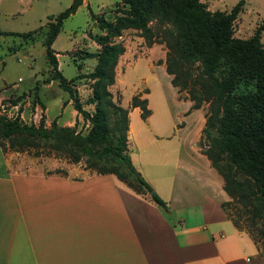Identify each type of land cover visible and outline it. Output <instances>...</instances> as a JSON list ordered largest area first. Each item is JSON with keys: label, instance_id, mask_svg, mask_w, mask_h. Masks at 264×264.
Instances as JSON below:
<instances>
[{"label": "trees", "instance_id": "trees-1", "mask_svg": "<svg viewBox=\"0 0 264 264\" xmlns=\"http://www.w3.org/2000/svg\"><path fill=\"white\" fill-rule=\"evenodd\" d=\"M82 0H71L53 20L46 22L41 42L44 55L53 68L51 78L71 95L70 82L82 76L77 72L66 79L57 69L51 46L63 18L75 11ZM122 7L113 19L91 16L99 32L92 39L99 49L81 57H94L91 79L90 112L71 96L73 107L88 121L80 133L71 125L51 121L45 126L7 117L0 112V148L23 150L28 146H47L84 167L99 173H113L137 193L152 189L134 167L127 153L126 130L128 108L112 99L108 86L114 81V66L124 46L112 39L124 28H134L147 45L161 42L165 46L164 70L169 82L190 108L206 103L200 130L199 149L222 179V188L230 200L221 202L226 216L256 243L264 238V48L260 40L262 23L247 37L233 35L232 21L241 8V0L229 10L206 8L201 0H117ZM34 30L20 32L25 40H35ZM12 31H0L11 33ZM24 40V42H26ZM26 42V43H27ZM158 62L161 60L158 59ZM79 67V66H77ZM36 86V85H35ZM146 98L134 94L130 105L139 108L141 117L149 114ZM163 211L167 204L156 192L149 194ZM236 202V217L227 204Z\"/></svg>", "mask_w": 264, "mask_h": 264}, {"label": "crops", "instance_id": "crops-1", "mask_svg": "<svg viewBox=\"0 0 264 264\" xmlns=\"http://www.w3.org/2000/svg\"><path fill=\"white\" fill-rule=\"evenodd\" d=\"M130 130L128 121L126 136ZM1 154L0 264H264L221 207L229 196L195 137L187 155L178 150L165 185L129 156L166 211L113 173L22 170Z\"/></svg>", "mask_w": 264, "mask_h": 264}, {"label": "rangeland", "instance_id": "rangeland-1", "mask_svg": "<svg viewBox=\"0 0 264 264\" xmlns=\"http://www.w3.org/2000/svg\"><path fill=\"white\" fill-rule=\"evenodd\" d=\"M70 1L0 0V31H12L0 33V112L7 117L18 116L27 123L37 124L42 118L45 126L53 120L58 125H71L76 131L84 133L89 123L74 109L71 96L82 108L90 112L93 110L92 103L88 102L91 79L85 74L92 70L95 58L81 57L85 52L99 49V44L92 39L99 29L91 14L113 19L114 15L120 14L117 9H121L122 5L117 0H84L73 13L63 18L52 44L58 53L57 69L66 79L77 72L82 75L70 82L72 91L69 95L59 86L56 78H51L53 68L45 58L41 39L47 29L46 22L53 20ZM201 1L210 10H229L238 0ZM260 23L263 26L260 40L264 48V0H241V8L232 21L233 35L247 37ZM34 29L35 40L32 42H27L19 34ZM112 39L124 46L114 66V81L108 89L112 99L128 108L131 130L127 133V153L134 164H141L157 186L165 185L172 178L178 150L180 155H187L195 137V146L200 151L198 141L206 103L198 107L197 112L190 113L191 101L181 97L183 91H176L169 82L170 75L164 70L163 43L154 41L147 45L138 31L129 27ZM158 59L161 61L158 62ZM134 94L146 98L149 114L145 117H141L139 108L130 105V97ZM193 114L199 120L195 132V122L192 124L190 121ZM184 120L186 127L180 128ZM0 150L7 162L17 169L59 172L70 176L89 170L84 167L83 159L73 162L47 146H28L23 150L6 147ZM237 206L233 201L226 206L232 217L237 216ZM243 217L239 216L242 230L246 229ZM253 233L256 236L255 245L264 255V238L256 235L255 231Z\"/></svg>", "mask_w": 264, "mask_h": 264}, {"label": "water", "instance_id": "water-1", "mask_svg": "<svg viewBox=\"0 0 264 264\" xmlns=\"http://www.w3.org/2000/svg\"><path fill=\"white\" fill-rule=\"evenodd\" d=\"M151 193H153V190H150V191H149V194H151Z\"/></svg>", "mask_w": 264, "mask_h": 264}]
</instances>
